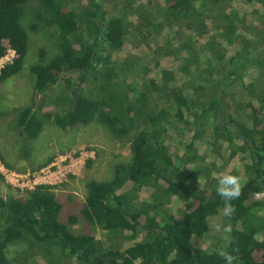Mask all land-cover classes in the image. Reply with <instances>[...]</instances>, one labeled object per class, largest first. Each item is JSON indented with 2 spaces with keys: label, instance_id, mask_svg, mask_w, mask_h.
Listing matches in <instances>:
<instances>
[{
  "label": "trees",
  "instance_id": "16d2710c",
  "mask_svg": "<svg viewBox=\"0 0 264 264\" xmlns=\"http://www.w3.org/2000/svg\"><path fill=\"white\" fill-rule=\"evenodd\" d=\"M29 6L54 31L59 52L47 58L41 48L30 68L33 91L15 113L22 153L31 156L46 122L61 131L99 122L113 136L129 137L132 155L111 178L87 181L80 218L71 214L67 222L53 186L4 197L1 187H11L0 174V264H225L221 250L238 255L235 264H264V199H257L264 197V0H0V59L9 48L15 53L0 85L24 67ZM130 37L146 62L140 84L119 75ZM249 71L254 81L245 84ZM54 103L58 109H48ZM238 106L245 119L234 112ZM236 140L241 144L227 151L229 160L240 154L242 163L220 173L244 178L232 201L236 212L225 217L234 242L226 248L222 240L210 251L203 244L209 219L224 206L212 177L219 169L195 163L204 153L222 160ZM173 198L181 204L176 212L164 208ZM80 219L106 240L76 232ZM15 245L25 248L11 253Z\"/></svg>",
  "mask_w": 264,
  "mask_h": 264
},
{
  "label": "rangeland",
  "instance_id": "374dc122",
  "mask_svg": "<svg viewBox=\"0 0 264 264\" xmlns=\"http://www.w3.org/2000/svg\"><path fill=\"white\" fill-rule=\"evenodd\" d=\"M111 15H118L119 11L114 8V5L110 4L108 6ZM34 6H29L26 9L23 25L29 33L30 45L29 52L25 59L24 67L22 71L15 77L9 79L6 83L0 85V112L9 113L10 115L0 118V155L5 159L7 163L14 167L7 166L2 159L0 160L12 171L19 173H34L48 167L56 159H59L61 171H64L68 163L70 167L73 166L70 174H66L62 177V182L58 183L54 187V192L57 199L63 204V210L61 213L60 220L62 222H67L71 214H75L80 218V211L83 208L85 198L87 195L86 183L90 179L97 181H103L111 178L113 174L114 167L119 163L128 164L131 162V150L129 145V137L124 139H119L113 136L110 131L100 124L99 122H94L88 126H81L77 129H70L66 131L59 130L52 122H46L43 127L42 134L40 138L33 144L31 150V156L26 157L22 153V149L25 145H22V139L18 136L16 125V114L28 102L33 91L34 78L30 72L32 65L39 60V50L41 48L47 50V58H51L58 54L57 40L54 35V31L35 20L34 17ZM36 24L38 26L37 31L32 30V25ZM131 37L128 40L123 52L126 54L128 64L122 65L120 72V78L126 79L127 81H132L133 84H140L145 78L143 72V65L145 61L138 57L141 52L140 49L135 50L132 44ZM150 52H148L149 54ZM251 71V70H250ZM244 77L246 80L245 84L254 81L252 72ZM67 77H73L75 74L66 75ZM240 86V83L238 82ZM210 93L212 89L208 90ZM58 94L57 89L49 94L50 99L56 100ZM241 97L245 98L244 93H241ZM230 97L224 99V103L229 102ZM237 103H243L240 97L233 98ZM238 105V104H237ZM238 106L234 112L241 119L247 117L246 109ZM48 109L56 110L58 109L57 104L49 105ZM15 110V111H14ZM14 111V112H13ZM214 122L210 121L206 124V130L209 133L210 129H213ZM233 146L222 151V160H219L215 154H201V160L195 165L206 167L207 169H214V167L219 170L214 169L212 172L213 178H220L221 171L232 167L240 166L242 161H240V154L234 159L235 161H230V153L227 152L231 148L234 149L235 146L241 144L240 140H236ZM203 145L201 146V148ZM54 157L53 161L40 169H32L36 167L37 164L45 161L49 156ZM230 159V160H229ZM63 160H66V164H62ZM92 161L89 169L86 168L87 161ZM218 161V162H216ZM228 161V162H227ZM225 162L227 165L225 166ZM217 163V164H216ZM231 163V164H230ZM220 164V165H219ZM193 165V170L195 169ZM195 166V167H196ZM196 170V169H195ZM194 170V171H195ZM54 171L51 170V173ZM71 176L74 179H71ZM202 181V180H201ZM3 187V188H2ZM1 187V193L4 197L8 194L15 195L17 197H23L24 193L19 188L8 189L4 186ZM257 199H264L260 196ZM164 208L170 212H176L177 209H181V204L179 201L173 198V200L167 201ZM163 208V209H164ZM264 210L261 212L263 213ZM210 234L209 237L203 240V244L206 249L214 250L215 246L221 247L222 233L213 230L212 225L215 223H221L228 225L227 219L223 216L221 212L219 215L210 218ZM76 232L79 234H92L97 240H106L104 233L99 228H95L92 225L85 223L80 219L79 223L75 226ZM25 248L23 245H15L10 249L11 253H14L17 249L20 251Z\"/></svg>",
  "mask_w": 264,
  "mask_h": 264
},
{
  "label": "built area",
  "instance_id": "2783aa9c",
  "mask_svg": "<svg viewBox=\"0 0 264 264\" xmlns=\"http://www.w3.org/2000/svg\"><path fill=\"white\" fill-rule=\"evenodd\" d=\"M14 55V51L9 48L6 55L0 59V73L6 65L12 63ZM58 160L59 159H56V161L48 167L34 173H19L12 171L0 160V174L3 176L7 185L15 189L19 188L23 192L33 190L39 185L55 186L62 182V177H64L66 174H70L68 172H71L70 168L73 167H70L71 163H68L69 165L68 167L66 165L65 168L67 169H63L65 170L63 173L60 168L61 161ZM66 162V160H63L62 164H66ZM51 170L54 172L51 173Z\"/></svg>",
  "mask_w": 264,
  "mask_h": 264
},
{
  "label": "clouds",
  "instance_id": "9594fccd",
  "mask_svg": "<svg viewBox=\"0 0 264 264\" xmlns=\"http://www.w3.org/2000/svg\"><path fill=\"white\" fill-rule=\"evenodd\" d=\"M243 185L244 178L239 174L225 173L220 176L216 187V193L224 202L222 210L224 217L231 218L235 214L236 208L232 201L239 199L242 194ZM212 227L214 231L223 234L222 239L226 248L233 244L234 241L231 236L232 230L230 225L215 223ZM237 251L238 249H233V252ZM218 254L223 258L225 264H235V262L239 260L238 255H233L232 252L227 250H221Z\"/></svg>",
  "mask_w": 264,
  "mask_h": 264
}]
</instances>
